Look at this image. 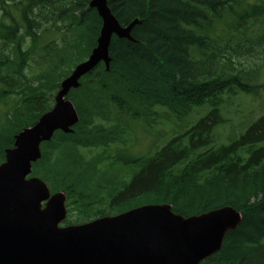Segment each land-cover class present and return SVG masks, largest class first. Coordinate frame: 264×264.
Listing matches in <instances>:
<instances>
[{"label": "trees", "instance_id": "obj_1", "mask_svg": "<svg viewBox=\"0 0 264 264\" xmlns=\"http://www.w3.org/2000/svg\"><path fill=\"white\" fill-rule=\"evenodd\" d=\"M90 1L0 0V105L7 106L0 111V163L96 46L102 21ZM108 4L122 25L140 19L132 31L138 41L114 36L110 70L101 63L71 90L81 119L73 133L57 131L41 144L32 175L67 192L68 219L76 223L146 203H172L185 216L232 205L243 212L241 224L201 264H264V114L220 146L213 131L224 94L260 90L254 82L264 65V0ZM56 29L59 39L51 35ZM42 43L47 64L39 67L33 56ZM205 104L214 111L194 123L190 115ZM129 123L166 141L126 158L138 141Z\"/></svg>", "mask_w": 264, "mask_h": 264}, {"label": "water", "instance_id": "obj_2", "mask_svg": "<svg viewBox=\"0 0 264 264\" xmlns=\"http://www.w3.org/2000/svg\"><path fill=\"white\" fill-rule=\"evenodd\" d=\"M103 20L88 59L63 79L54 106L15 135L0 164V264H201L220 251L243 212L231 205L184 216L172 204H145L81 225L60 227L67 215V193H52L39 177H30L42 157L41 144L57 130L72 132L79 120L66 99L80 79L99 63L110 69L113 35L134 40L139 20L122 26L108 0H91ZM45 203V208H43Z\"/></svg>", "mask_w": 264, "mask_h": 264}, {"label": "rangeland", "instance_id": "obj_3", "mask_svg": "<svg viewBox=\"0 0 264 264\" xmlns=\"http://www.w3.org/2000/svg\"><path fill=\"white\" fill-rule=\"evenodd\" d=\"M44 53H45V49L40 47V48L36 49V53L34 54L33 58L35 60V63L39 67L45 66L47 64V61H45L41 58V56ZM243 59H245V58H243ZM252 59L257 61L258 63H262V60H257L256 57H254ZM248 62H249V60L247 59L244 62V64H248ZM263 64H264V62H263ZM263 76H264V65L262 67L261 74L259 75V77L261 79H264ZM253 98H255L254 101L252 100ZM244 100L246 102H248L249 104L253 103L254 106L251 108L246 106L242 99H236L231 103H227L226 107L224 105L220 106L223 121L215 127L216 134L218 136H222L221 140H219L218 143H221L222 141H227V139H228L227 136H232V137L237 136L240 132H242L245 129V125H249L251 122L256 120L253 117V114L251 112H246L248 109L255 108V114L257 116L264 112V110H262V108H261L264 106V93L262 94V96L260 98H256V95H254V96H248ZM208 105L209 104H205L202 107H197L193 110L192 114L190 115V118L196 119V121L194 123H196L200 118H202L208 114V112L210 111V108H208ZM229 106H231L230 110H232V112L228 113V117L231 118L230 121H232V122L230 123L229 126H226L225 112ZM5 110H7V106L6 105H2V106L0 105V111H5ZM237 116L239 117V120H240L239 123H238V119H236V118H238ZM172 123L175 125V127L171 128L170 131L173 132L177 129H176V124L174 122H172ZM239 124L243 125V126L240 128ZM171 126L172 125H170V127ZM158 127H160V125ZM158 127H156V128H158ZM167 127H168V125H167ZM129 128H130L129 136L131 138L138 137V141H137V144L132 148V150H130L127 153L126 158H129L131 156L138 155V154H144V152L146 150V146L150 145L151 142L156 140V132L152 131V130H151V132L145 131L143 129V126L140 124H137L134 126L132 123H129ZM163 137H164L163 133L158 134V138H163ZM165 141H166V138L164 139V141L161 144H163ZM161 147H162V145H160L159 148H161ZM168 204H172V203H168ZM235 209H237V208H235ZM172 210H173V205H172ZM238 211H240V210H238ZM223 246H224V244H223ZM205 260H207V259H205Z\"/></svg>", "mask_w": 264, "mask_h": 264}, {"label": "flooded vegetation", "instance_id": "obj_4", "mask_svg": "<svg viewBox=\"0 0 264 264\" xmlns=\"http://www.w3.org/2000/svg\"><path fill=\"white\" fill-rule=\"evenodd\" d=\"M71 220L75 222L77 219L75 217H72Z\"/></svg>", "mask_w": 264, "mask_h": 264}, {"label": "bare ground", "instance_id": "obj_5", "mask_svg": "<svg viewBox=\"0 0 264 264\" xmlns=\"http://www.w3.org/2000/svg\"><path fill=\"white\" fill-rule=\"evenodd\" d=\"M256 62V61H255ZM253 66H254V64H253ZM216 254V253H215ZM214 255V254H213Z\"/></svg>", "mask_w": 264, "mask_h": 264}]
</instances>
